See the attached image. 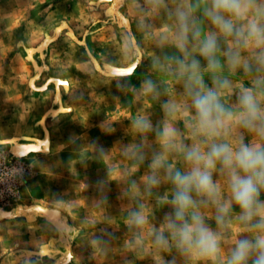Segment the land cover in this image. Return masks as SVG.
Masks as SVG:
<instances>
[{"label": "rangeland", "instance_id": "obj_1", "mask_svg": "<svg viewBox=\"0 0 264 264\" xmlns=\"http://www.w3.org/2000/svg\"><path fill=\"white\" fill-rule=\"evenodd\" d=\"M180 2L0 0V264H225L236 241L254 239L238 206L219 227L209 204L200 210L219 233V257L182 253L166 228L173 185L165 169L158 185L147 183L165 126L185 146L204 140L189 126L195 110L175 63ZM253 75L224 69L226 108ZM167 163L188 170L183 153H168ZM213 180L227 199L226 178ZM133 212L146 222L134 224ZM161 232L167 248L156 243Z\"/></svg>", "mask_w": 264, "mask_h": 264}, {"label": "clouds", "instance_id": "obj_2", "mask_svg": "<svg viewBox=\"0 0 264 264\" xmlns=\"http://www.w3.org/2000/svg\"><path fill=\"white\" fill-rule=\"evenodd\" d=\"M155 3L161 6L164 0ZM172 14L176 20L173 42L183 56L175 63L195 110L189 126L204 140L185 146L176 142V130L165 126L159 134L164 151L152 159L153 174L147 183L158 185L155 173L165 169L173 185V211L165 217L166 228L182 253L215 261L221 252L220 236L200 209L214 206L216 223L222 227L235 204L242 230L253 232L254 239L236 241L225 264H264V0H181ZM204 21L211 25L209 30L204 29ZM221 41L226 48H221ZM197 54L205 66L195 58ZM225 68L229 73L238 69L246 75L254 73L251 86L241 88L234 109L222 102L224 90L232 87L223 76ZM204 73L210 75L213 87L205 84ZM153 88L151 81L146 82L148 91ZM140 127L146 131L152 126L144 121ZM239 128L254 139L245 143ZM173 151L183 153L186 172L173 171L174 165L167 163V154ZM213 173L226 178L227 199ZM131 219L137 226L146 222L139 212H133ZM156 243L167 248L169 239L161 232Z\"/></svg>", "mask_w": 264, "mask_h": 264}]
</instances>
